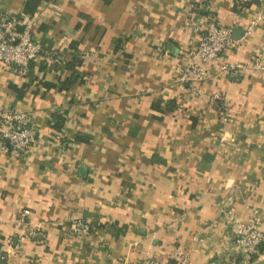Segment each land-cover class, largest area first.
Instances as JSON below:
<instances>
[{"label": "crops", "instance_id": "0c3cea01", "mask_svg": "<svg viewBox=\"0 0 264 264\" xmlns=\"http://www.w3.org/2000/svg\"><path fill=\"white\" fill-rule=\"evenodd\" d=\"M1 13L34 18L35 41L76 63L70 81L42 56L0 66V110L36 132L27 154L0 153V244L20 239L8 264H171L173 246L188 264H234L226 210L264 230V72L221 67L264 62V0H0ZM211 21L238 44L192 93L176 70Z\"/></svg>", "mask_w": 264, "mask_h": 264}, {"label": "built area", "instance_id": "2783aa9c", "mask_svg": "<svg viewBox=\"0 0 264 264\" xmlns=\"http://www.w3.org/2000/svg\"><path fill=\"white\" fill-rule=\"evenodd\" d=\"M36 20L31 18L22 28H18L15 15L0 14V66L15 67L20 71L38 57H43L50 65L64 66L65 54L59 51L45 50L32 36V28ZM238 42L232 40L231 29L211 21L197 41L182 53L177 68V81L186 86L190 92L201 94L199 85L204 81V66L218 60L227 49L237 47ZM88 52L84 55L88 56ZM245 68L264 72V62L261 58H251L246 64H229L221 67L226 75L237 74ZM208 103L215 110L219 121L225 123L227 112L219 94H210ZM0 138L8 142V147L0 144V153L15 157L27 154L36 144V132L30 124L28 116L15 109L0 110ZM28 212L20 213V222H24ZM227 223L233 231L234 252L237 258L234 264H253L264 258V230L260 221L252 216L241 220L235 217L232 209L225 212ZM72 234L79 238H87L92 232V223L86 220H76L71 224ZM33 234V233H31ZM20 239L5 238L0 244V264H8V248H17ZM171 264H188L189 253L182 246H173L168 254ZM138 264H166L156 257H146Z\"/></svg>", "mask_w": 264, "mask_h": 264}, {"label": "trees", "instance_id": "16d2710c", "mask_svg": "<svg viewBox=\"0 0 264 264\" xmlns=\"http://www.w3.org/2000/svg\"><path fill=\"white\" fill-rule=\"evenodd\" d=\"M65 56H66V58H65L64 66H62V67H58L57 65H53V66L56 69L68 68L72 72V74H71V76L69 78V81H70L72 78L76 77L75 70H74V68L76 66V63H75V60L74 61H69L68 58H67L68 56L66 54H65ZM75 57L76 56H73L74 59H75Z\"/></svg>", "mask_w": 264, "mask_h": 264}, {"label": "water", "instance_id": "95a60500", "mask_svg": "<svg viewBox=\"0 0 264 264\" xmlns=\"http://www.w3.org/2000/svg\"><path fill=\"white\" fill-rule=\"evenodd\" d=\"M8 143V142H7ZM253 264H264V258L258 260L257 262L253 263Z\"/></svg>", "mask_w": 264, "mask_h": 264}]
</instances>
